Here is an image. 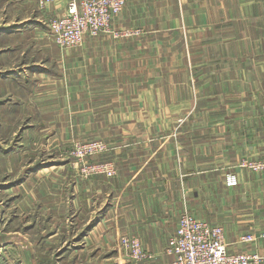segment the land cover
Masks as SVG:
<instances>
[{"label":"crops","instance_id":"0c3cea01","mask_svg":"<svg viewBox=\"0 0 264 264\" xmlns=\"http://www.w3.org/2000/svg\"><path fill=\"white\" fill-rule=\"evenodd\" d=\"M203 2L135 0L120 16L141 38L61 49L48 19L67 0H0V264H172L168 239L186 212L222 224L232 249L264 255V238L238 240L264 231V172L239 165L264 157V0ZM74 91L82 108L121 109L96 123L142 125L102 156L117 162L114 177L80 178L55 148L70 135ZM125 235L149 256L132 258Z\"/></svg>","mask_w":264,"mask_h":264},{"label":"built area","instance_id":"2783aa9c","mask_svg":"<svg viewBox=\"0 0 264 264\" xmlns=\"http://www.w3.org/2000/svg\"><path fill=\"white\" fill-rule=\"evenodd\" d=\"M60 0H38L41 8ZM129 0H67L65 12L50 22V35L62 48L74 49L81 46L86 35L110 34L127 37L139 33L132 28H115L114 17L121 12ZM104 150L101 143L84 145L79 157L81 177L96 175L114 177L118 173L116 164L110 160H91L89 156ZM239 165L254 172H264V157L244 158ZM238 177L228 173L226 183L236 186ZM264 238L260 233L247 232L241 236L243 242H254ZM123 247L134 259H144L149 253L144 250L139 237L122 236ZM166 253L173 257L172 264H263L264 257L256 252H238L228 248L222 226L197 218L190 212L179 218L176 231L168 239Z\"/></svg>","mask_w":264,"mask_h":264},{"label":"rangeland","instance_id":"374dc122","mask_svg":"<svg viewBox=\"0 0 264 264\" xmlns=\"http://www.w3.org/2000/svg\"><path fill=\"white\" fill-rule=\"evenodd\" d=\"M132 1H135V0H129L128 3L123 7L121 12L114 17L113 26L115 28H132L134 30H140L139 33H136V34L132 35L131 37L141 38L145 34V29L141 25H138L135 23L127 25L126 24V18L120 16V15H122V12L125 10L127 5ZM200 1H202V2H200ZM203 1L204 0H182V3H183V5H194L195 4L194 6H200V5L206 4V2H203ZM65 9H64V11L60 10L57 12H53V14L50 15V17H49L50 20L48 19V21L51 22V20L53 18H56L57 16L63 14L65 12ZM184 10H185V8H184ZM186 19H187V17H186ZM100 35H102V34H100ZM107 35H110V34H107ZM86 36H90V35H86ZM111 36H113V35H111ZM113 37H116V36H113ZM127 37H129V36H127ZM116 38H121V36H118ZM52 40L49 39V41H51V42H52ZM53 43L55 44L56 48H58L59 45L54 40H53ZM59 47L61 49H65V48H62L61 46H59ZM79 47H77V48H79ZM77 48H74V49H77ZM38 55H39V57H38L39 60L44 59V57L46 56L45 52H43V45L41 43H39V45H38ZM61 69H62V59H61V57L58 56V53L56 51V53H55V71H56V73H58V75H56V83L57 82L62 83ZM71 81H72V83H74V82H78L79 79L73 78V75H72ZM104 101H107V100H104ZM109 101H111V100H109ZM62 102H63V92L57 91L56 92V106H58V110L56 111V115H59L60 112H62ZM108 103L109 102L103 103V105H102V103H99L98 104L99 107H94V106L88 107V104H87V106L82 108V92H77V91L71 92V99H70L71 131H70V135L67 136V138L65 137L64 140L60 139V141H56L55 148L58 150L59 154L69 158V160L71 161L72 167L75 170L76 175L80 178H83V177H81V173H80V167L82 166V161L80 160L79 153H80V149L84 145H88V144L95 143V142L101 143L104 147V150L102 152L96 154V155L89 156V159H91V160H110V161L114 162L115 164H117L116 161H114L112 159L102 158V156L105 155L107 152H109L113 148L114 143L116 142L115 138H117L120 133H124V131L129 130V128L138 129L142 126V125L141 126L140 125H129L128 126V125H122V124H114L112 122L96 123L97 120L98 121H103V120H109L110 121L111 119H113V117H115V115L117 113H119L121 111V109H114L110 106H106ZM175 110H176L175 106H172V107L166 109L164 116L169 117L171 115L178 114V110L176 112H175ZM157 113L159 114V112H157ZM262 115H264V113ZM84 119H85V122H82V120H84ZM182 120H184V119H182L181 117L178 118L179 123H181ZM59 126H61V125L56 124V127H59ZM146 126L147 125H145L144 127L146 128ZM163 127H164V125H163ZM75 173L72 170V174L74 175ZM231 173H233V172H231ZM226 177H227V175H226ZM229 187H234V186H229ZM205 221H207V220H205ZM217 225H220V224H217ZM220 226H222L224 229L225 239H226L225 227L222 224ZM247 232H256V231H247ZM247 232H244V233H247ZM244 233H242L238 237L240 244L255 245L258 242H260V239L257 241H254V242H243V241H241V236ZM226 242L228 243L227 240H226ZM228 248L232 251H238V252H256V253H259L255 250H235V249H232L230 247L229 243H228ZM259 254L264 257L263 254H261V253H259ZM135 260H138V259H135ZM263 264H264V260H263Z\"/></svg>","mask_w":264,"mask_h":264}]
</instances>
